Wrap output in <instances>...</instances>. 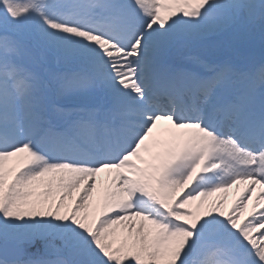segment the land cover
<instances>
[{
  "label": "snow or ice",
  "instance_id": "6c2138e0",
  "mask_svg": "<svg viewBox=\"0 0 264 264\" xmlns=\"http://www.w3.org/2000/svg\"><path fill=\"white\" fill-rule=\"evenodd\" d=\"M257 38L264 0H0V264H264V193L185 209L264 188Z\"/></svg>",
  "mask_w": 264,
  "mask_h": 264
},
{
  "label": "rangeland",
  "instance_id": "374dc122",
  "mask_svg": "<svg viewBox=\"0 0 264 264\" xmlns=\"http://www.w3.org/2000/svg\"><path fill=\"white\" fill-rule=\"evenodd\" d=\"M173 18H175V17H173ZM246 40H242V41H240L239 43H238V47L240 46V43H243V42H245ZM229 188H231V187H229ZM228 192H230V191H228ZM213 194H215V193H213ZM211 195L210 197H209V199L208 200H206V201H201L199 204H200V206L198 207V209H192V208H190V207H186V205H185V209L186 210H188V211H191V212H193L194 213V215L195 216H202V215H204V214H206L207 213V211H209V210H213L214 212L215 211H222V212H224L225 214H228L227 212H228V210L230 209V208H232V206L231 205H233V203H234V200H232L231 198L232 197H229L228 195H227V193L226 194H219L218 193V196H222V200L221 199H219V200H215V198L213 197L214 195ZM75 195H76V193H75ZM93 196H94V194H93ZM239 197V196H238ZM95 198V197H94ZM96 201H97V199H96ZM228 203V204H227ZM215 204H219V208H213V205H215ZM231 204V205H230ZM231 206V207H230ZM246 206L247 205H243L242 206V211L239 213V220L237 221L238 223L240 222V221H243V220H245V218L246 217H248V218H250L249 217V213L253 210V209H251V210H249L248 209V207L246 208ZM261 207H264V205H261L259 208H261ZM198 212V213H197Z\"/></svg>",
  "mask_w": 264,
  "mask_h": 264
},
{
  "label": "bare ground",
  "instance_id": "6f19581e",
  "mask_svg": "<svg viewBox=\"0 0 264 264\" xmlns=\"http://www.w3.org/2000/svg\"><path fill=\"white\" fill-rule=\"evenodd\" d=\"M114 171H108V170H105L104 172H102V174L107 177L105 178L102 182L98 183V186H97V191L94 192V196L92 197V200H93V203L96 202V199L97 201L99 200L100 198V189H101V186H103L104 188H110L111 187V181L112 179L116 176L114 173ZM181 193V192H180ZM245 194V192L243 193V195ZM95 197V198H94ZM203 199V198H201ZM255 199V198H254ZM247 207L248 208H252L253 207V204L255 203V200L253 199H249L247 200ZM200 206L199 202H197V200L195 201H192L190 202L188 205H186V207H190L192 209H198V207ZM198 213V212H197Z\"/></svg>",
  "mask_w": 264,
  "mask_h": 264
}]
</instances>
